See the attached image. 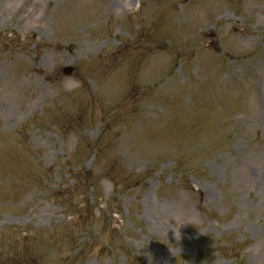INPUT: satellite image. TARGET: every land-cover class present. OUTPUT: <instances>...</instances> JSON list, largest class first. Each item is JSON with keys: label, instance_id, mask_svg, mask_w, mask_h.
Listing matches in <instances>:
<instances>
[{"label": "rangeland", "instance_id": "374dc122", "mask_svg": "<svg viewBox=\"0 0 264 264\" xmlns=\"http://www.w3.org/2000/svg\"><path fill=\"white\" fill-rule=\"evenodd\" d=\"M0 264H264V0H0Z\"/></svg>", "mask_w": 264, "mask_h": 264}, {"label": "water", "instance_id": "95a60500", "mask_svg": "<svg viewBox=\"0 0 264 264\" xmlns=\"http://www.w3.org/2000/svg\"><path fill=\"white\" fill-rule=\"evenodd\" d=\"M72 70H73V67H72V66H67V67L65 68V72H66V73H70Z\"/></svg>", "mask_w": 264, "mask_h": 264}, {"label": "clouds", "instance_id": "9594fccd", "mask_svg": "<svg viewBox=\"0 0 264 264\" xmlns=\"http://www.w3.org/2000/svg\"><path fill=\"white\" fill-rule=\"evenodd\" d=\"M71 87H73V88L74 87H78V85L77 84H72Z\"/></svg>", "mask_w": 264, "mask_h": 264}]
</instances>
